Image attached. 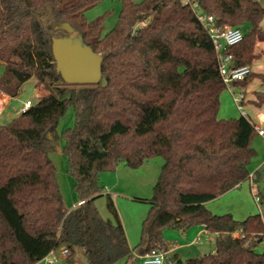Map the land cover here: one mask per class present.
Listing matches in <instances>:
<instances>
[{
    "label": "trees",
    "instance_id": "16d2710c",
    "mask_svg": "<svg viewBox=\"0 0 264 264\" xmlns=\"http://www.w3.org/2000/svg\"><path fill=\"white\" fill-rule=\"evenodd\" d=\"M100 1L0 0L5 67L0 90L16 97L34 77L36 87L49 91L0 124V264H38L61 246L71 250V264L79 249L88 264H131L153 249H169L166 229L197 225L215 234L214 251L188 258L172 253L171 264H264V251H258L264 242L260 213L238 220L206 207L250 179L258 115L218 117L228 85L209 27L200 19L211 15L218 29L243 30L242 41L225 53L233 54L235 66L251 68L244 80L234 82L247 90L257 77L264 84V73L254 68L264 55V5L258 0H121L117 24L102 35L103 22L86 17ZM62 22L102 55L100 83L68 84L56 71L52 38L65 33L55 28ZM245 105L261 109L264 91L253 88ZM69 108L74 123L61 132V151L79 203L73 209L66 208L50 157L58 146L49 137ZM157 156L164 164L152 196L137 198L150 209L141 239L131 247L100 174L119 164L138 168ZM259 176L260 171L254 177ZM103 195L114 223L96 205Z\"/></svg>",
    "mask_w": 264,
    "mask_h": 264
},
{
    "label": "rangeland",
    "instance_id": "374dc122",
    "mask_svg": "<svg viewBox=\"0 0 264 264\" xmlns=\"http://www.w3.org/2000/svg\"><path fill=\"white\" fill-rule=\"evenodd\" d=\"M136 1L140 2L142 0ZM258 1L264 5V0ZM121 7V0H102L86 11V17L89 22H93L97 19H100L103 22V35L117 24ZM143 24L145 23H142V25ZM261 24L264 26V19ZM244 28H246V26ZM254 68L257 71L264 73V55L259 61H257ZM4 70L5 67L0 62V76L3 74ZM253 88L264 91V84L261 78H255L251 86L247 89V95L251 94ZM48 93L49 91L45 89V87H36V78L34 77L23 84L20 92L22 100L29 99L33 102V104L37 103L44 94ZM246 109L253 117H255L258 115L256 113L259 110L264 112V105L258 110L252 106H246ZM240 115L241 113L237 109L229 90L226 89L220 97L218 117L221 119H228L239 117ZM9 116L6 118L1 117L0 124L8 123L13 118H9ZM12 116H16V114H12ZM256 120L257 122L260 121V124H258L264 129V121L261 120L260 117H258V119L256 118ZM73 123V109L69 108L65 117L60 121L57 130L49 132V137L58 146L57 150L50 154V157L57 168V178L67 209H70L73 206L77 197L74 190L73 177L67 170V158L61 151V147L63 145L61 132L66 128L72 127ZM252 144L256 149L257 154L253 157L249 168L251 173L256 172L260 168V176L258 180H256L255 177L253 180H245L240 186H236L234 189L229 190L232 191L231 194H228L224 198H221V196L225 193L208 201L207 203H213L211 204L213 206V213H230L238 220H244L249 215L260 213L264 221V199L262 202H257L255 200L256 196L262 197L259 191L264 194V136L257 134L253 139ZM163 164L164 159L161 156H157L145 161L138 168H132L126 166L125 164H119L116 169L112 171H105L100 174L101 184H105L107 186L106 188L110 189L109 191L115 200L116 207L125 228L129 227V229L133 232L136 231L134 238L136 236L137 237L136 241H132L133 246H136L141 239L143 221L150 209L149 203L139 201L137 198H150L152 196L153 188L158 181ZM255 193H257V195H255ZM96 205L103 218L110 223H114V217L107 208V199L105 195L96 200ZM193 238L188 235H183L180 243H189ZM214 245L215 234L209 232L206 235H202L199 243L189 246L186 253H184L185 250L181 251V253L184 258L199 256L204 253L211 252ZM258 251H264V242L259 245ZM139 262L140 259L137 258L135 261L131 262V264H139ZM125 263L126 262H124V260H120L115 264ZM76 264H88L87 258L82 249L77 251Z\"/></svg>",
    "mask_w": 264,
    "mask_h": 264
},
{
    "label": "built area",
    "instance_id": "2783aa9c",
    "mask_svg": "<svg viewBox=\"0 0 264 264\" xmlns=\"http://www.w3.org/2000/svg\"><path fill=\"white\" fill-rule=\"evenodd\" d=\"M188 1L189 0H185ZM194 6L196 4L194 3ZM207 27H209L210 36L214 43V47L219 54V72L224 82L228 85V90L233 98V101L244 117L249 116V112L246 109L245 101L247 98V90L245 88L238 87L234 84L236 81L244 80L245 77L251 72V68L248 65L235 66L234 57L232 53H225V51L242 41L244 32L239 27L226 26L223 29H218L214 25L215 18L211 15L200 16ZM31 100H27L24 103L23 111L32 105ZM256 131L259 135L264 136V129L259 124L256 125ZM255 172L250 174V179L253 180ZM257 192V191H255ZM257 195V193H255ZM255 200L259 202V197L256 196ZM239 234H235V238H238ZM197 242L201 241V237H198ZM71 254V250L66 246H61L52 250L44 259V264H71L67 260ZM172 250L156 248L150 252H146L139 256V264H171Z\"/></svg>",
    "mask_w": 264,
    "mask_h": 264
},
{
    "label": "water",
    "instance_id": "95a60500",
    "mask_svg": "<svg viewBox=\"0 0 264 264\" xmlns=\"http://www.w3.org/2000/svg\"><path fill=\"white\" fill-rule=\"evenodd\" d=\"M56 30L65 33L52 38V53L56 71L68 84H95L102 81L103 57L84 41L82 33L70 23L58 24Z\"/></svg>",
    "mask_w": 264,
    "mask_h": 264
},
{
    "label": "crops",
    "instance_id": "0c3cea01",
    "mask_svg": "<svg viewBox=\"0 0 264 264\" xmlns=\"http://www.w3.org/2000/svg\"><path fill=\"white\" fill-rule=\"evenodd\" d=\"M262 46H264V45H262ZM27 100H29V99L22 100L21 94H19L16 97H12V96L7 95L6 93H4V92H2L0 90V118L1 117L2 118H6L9 115H10L9 118L10 117L15 118L16 116H18L19 114L22 113V110H23V107H24V103ZM12 114L13 115L16 114V116H12ZM256 114H258L257 117H260V119L264 121V112L263 111H258ZM258 123L260 124V121L257 122V124ZM259 170H260V168L255 172V175L257 174V172ZM103 185H105V184H103ZM104 187H105L104 194H106V193L111 194V192L109 191L110 189L106 188L107 187L106 185ZM231 192L232 191L226 192L223 196H221V198H224L228 194H231ZM78 204H79L78 200L76 199V202L73 204V206L70 209H73ZM211 204H213V203H206V206L209 208V210L212 211L213 210V206ZM124 228H125V226H124ZM125 231H126V235H127L128 242H129L130 246L131 247H135V246L132 245V241H134V240L136 241V237L137 236L134 238V234H135L136 231L133 232L131 229H129V227H126ZM208 233L209 232L206 230V228L203 225L193 226V227H191V228H189V229H187L185 231L166 229L164 231V239H165V241L167 243L170 244L169 245V249L171 248L172 253H178L182 258H184L182 256L181 251L185 250L184 253H186L187 249H189V246L194 245L196 243H199V242L196 241L198 237L202 238V235H204V234L206 235ZM183 235H186V236L188 235V236H190L192 238L194 237V238L189 243H186V244L185 243H180V240L182 239ZM214 249H215V245H214V248H213L212 251H214ZM138 258H139V256H138ZM39 263H43V261H40Z\"/></svg>",
    "mask_w": 264,
    "mask_h": 264
}]
</instances>
